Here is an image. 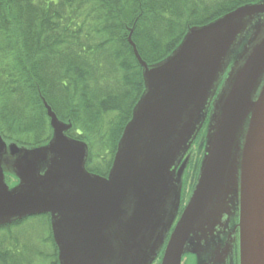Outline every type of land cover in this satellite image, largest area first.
Listing matches in <instances>:
<instances>
[{
    "label": "water",
    "instance_id": "obj_1",
    "mask_svg": "<svg viewBox=\"0 0 264 264\" xmlns=\"http://www.w3.org/2000/svg\"><path fill=\"white\" fill-rule=\"evenodd\" d=\"M260 15L264 1L192 27L153 65L128 37L144 90L106 177L86 170L87 144L68 137L71 125L45 102L52 130L45 145L19 147L0 137V162L13 160L15 177L8 184L0 164V227L49 215L58 264H149L164 236L153 232L179 219L162 264H180L185 252L211 243L237 207L239 264H264V23L254 20ZM206 120L197 177L179 215L189 150Z\"/></svg>",
    "mask_w": 264,
    "mask_h": 264
},
{
    "label": "trees",
    "instance_id": "obj_2",
    "mask_svg": "<svg viewBox=\"0 0 264 264\" xmlns=\"http://www.w3.org/2000/svg\"><path fill=\"white\" fill-rule=\"evenodd\" d=\"M260 1L0 0L1 139L26 148L45 145L52 135L45 102L71 125L67 136L87 144L86 170L107 176L144 90L128 37L141 60L153 65L190 28ZM206 125L189 153L196 146L200 152ZM30 220L0 227V264H58L50 231L37 240L24 236Z\"/></svg>",
    "mask_w": 264,
    "mask_h": 264
},
{
    "label": "flooded vegetation",
    "instance_id": "obj_3",
    "mask_svg": "<svg viewBox=\"0 0 264 264\" xmlns=\"http://www.w3.org/2000/svg\"><path fill=\"white\" fill-rule=\"evenodd\" d=\"M194 161L199 160L197 153L193 156ZM201 159V156H200ZM196 169V168H195ZM190 169L187 178L188 196L190 195L192 189L189 191V183L194 186L195 178L197 177V169ZM187 196V197H188ZM183 199L182 209L180 214L184 210V203L187 199ZM48 219V229L51 230L50 219L47 215H44ZM180 217V216H179ZM36 218H40L36 217ZM179 219H175L171 224L170 228L164 227L163 225L159 229L153 232V236L158 238L163 236V242L157 248L155 256L152 258L149 264H162L164 253L170 239L171 234ZM238 209L235 207L229 217H224L221 219L220 224L214 230V240L208 245L202 243L201 250H195V252H185L180 260V264H239V228H238ZM168 229V230H167ZM50 234L51 231H50ZM52 238V235H51ZM154 238V239H155Z\"/></svg>",
    "mask_w": 264,
    "mask_h": 264
},
{
    "label": "rangeland",
    "instance_id": "obj_4",
    "mask_svg": "<svg viewBox=\"0 0 264 264\" xmlns=\"http://www.w3.org/2000/svg\"><path fill=\"white\" fill-rule=\"evenodd\" d=\"M254 20H261V22L263 24L264 23V15H260L259 18H257V19L255 18ZM263 30H264V24L260 28V32L262 31L261 34L264 35V31ZM244 44H245V41H243L242 46ZM227 62H228V58L226 60V63ZM214 66H216V65H214ZM229 68H230V66H228V68H227L226 71H228ZM215 70H216V68L214 67V70L213 71H215ZM262 78H264V69H263ZM263 88H264V86H263ZM211 90H212V87L210 88V91ZM194 151L197 152V146L194 147V149L192 148V150H191V153L193 155L195 154ZM47 159H49V157ZM12 161H10V164H11ZM8 162H9V160H7L6 158H4V160H1L0 164H1V166H5L6 167V171L8 172V173H6V180L9 181V182H12V181H14L15 177H14V175L12 173H10V171H11V165L10 164L8 165ZM191 187H192V185L189 183V191L191 190ZM187 196H188V187L186 185V186H184V189H183V199H185ZM182 204L183 203H181L179 212L181 211ZM30 219H33V220L28 221L27 224H26V226H25L24 236L26 238H28L30 240H33V238L35 237V239L37 240L38 237H42V234L46 235L49 232L48 225H47L48 222L46 223V220H45L46 218L45 217L30 218ZM35 247H37V241H35ZM41 247L42 246H40V248Z\"/></svg>",
    "mask_w": 264,
    "mask_h": 264
}]
</instances>
